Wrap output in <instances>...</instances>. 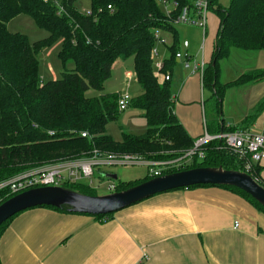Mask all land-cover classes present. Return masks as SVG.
<instances>
[{"label":"trees","instance_id":"16d2710c","mask_svg":"<svg viewBox=\"0 0 264 264\" xmlns=\"http://www.w3.org/2000/svg\"><path fill=\"white\" fill-rule=\"evenodd\" d=\"M91 1L92 10L82 12L76 8L75 0H0V182L31 169L40 161L59 157L78 159L94 150L117 153L118 157L137 153L136 157L141 160L168 162L194 149L198 139L188 135L173 113L176 88L172 77L168 82L159 83L152 51L163 40L160 31L175 38L170 58L163 62V73L171 76L176 53L181 52L177 46V19L184 9L190 18H196V0H171V10L165 6V0ZM212 12L220 21L221 30L214 42L203 85L214 93L219 113L227 88L264 80V70L259 69L242 74L226 85L220 80V63L233 50L264 51V0H232L229 7L220 5L219 0H210L208 21ZM22 14L49 31L50 37L31 46L27 37L11 33L7 23ZM57 41H61L59 59L64 72L61 79L44 83L39 75L38 55ZM130 58L134 60L141 90L139 97L131 99L130 106L144 112L147 131L142 136L122 134V139L115 141L107 134L106 126L120 112L119 96L103 94L104 84L111 78L115 64ZM71 64L73 68L69 70ZM89 91L103 95L88 97ZM263 112L264 100L241 127L226 129L223 125L213 134L209 132V136L249 131ZM208 128L211 127L208 125ZM167 149L170 154L160 153ZM243 166L244 160L216 139L200 147L178 167H160L145 178L118 181L114 191H125L152 178L191 169L222 167L243 172ZM262 170L261 165H254L249 175L264 187ZM64 187L88 196L98 195L90 184L82 182ZM202 187L231 191L264 215V208L238 189L226 186L187 189ZM14 196L4 199L3 203ZM113 216L92 218L110 221ZM12 219L1 226L0 235Z\"/></svg>","mask_w":264,"mask_h":264},{"label":"crops","instance_id":"0c3cea01","mask_svg":"<svg viewBox=\"0 0 264 264\" xmlns=\"http://www.w3.org/2000/svg\"><path fill=\"white\" fill-rule=\"evenodd\" d=\"M216 20L214 17V21H208L209 41L206 38L204 43L203 33L180 28L179 51L194 58L197 53L202 58L203 51L210 63ZM163 36L167 40L160 42L162 55L157 61L154 59L156 64L170 58L174 45L175 38ZM184 42H188L187 48ZM235 52L225 60L233 58ZM240 56L257 58L260 67L255 64L252 68L264 70V51H246ZM221 63V83L235 81L239 76L229 74L223 78ZM252 68L245 73L254 71ZM171 77L176 88L173 113L196 140L223 125L226 129L241 127L264 100V80L238 86L245 99L244 112L231 122L224 114L219 115L212 90L205 88L201 78L184 69L178 60ZM226 91L220 108L229 106ZM206 106L213 114L207 112ZM250 131L264 132V112ZM261 167L264 181V164ZM98 173L113 175L101 169ZM0 264H264V215L239 195L218 187L157 195L115 213L110 221L38 208L17 215L4 229L0 235Z\"/></svg>","mask_w":264,"mask_h":264},{"label":"rangeland","instance_id":"374dc122","mask_svg":"<svg viewBox=\"0 0 264 264\" xmlns=\"http://www.w3.org/2000/svg\"><path fill=\"white\" fill-rule=\"evenodd\" d=\"M58 1V0H56ZM61 2V0H59ZM232 0H219L220 5L223 7H229L231 5ZM173 2L171 1L170 4H167L166 7L168 10L172 9ZM75 6L79 11L82 12H90L92 10V1L91 0H75ZM212 17V18H211ZM215 14L212 12L209 16V21H214ZM212 19V20H211ZM217 19V18H216ZM218 21L215 41L217 39V36L221 30L220 21ZM201 24V23H200ZM210 27V23H209ZM8 30L13 34H20L25 37H27L29 43L31 46L38 42H44L50 37V32L47 31L44 28L39 27L36 22L27 15H17L14 18L10 19L7 23ZM177 31L179 32V29H192L194 32L196 31L198 34L202 35L203 30L199 26L192 27L186 24H177L176 25ZM210 31L213 32V29L209 28ZM207 30V29H206ZM190 32V31H189ZM160 37L161 39L167 40L166 36L164 37L162 33L163 31H160ZM185 31L181 34L183 35ZM209 32L207 34V39L209 41ZM184 36V35H183ZM203 38V35H202ZM161 47H163L161 44H157L156 48L159 53L158 57H156V61L160 59L162 53H161ZM61 50V41H57L53 44H51L50 47H47L42 50V52L38 55V65H39V75L41 80L44 83H47L49 81L59 80L62 77V73L64 72L62 63L59 59V53ZM236 51V50H235ZM240 53V54H236ZM241 53H245L244 51L237 50V52L233 53L235 56L231 58L230 60H224L222 64L223 68V78L224 76H241L243 73L246 72V70H249V68H252L255 64L256 67H260L259 60L257 58H251L247 56L241 57ZM161 54V55H160ZM195 54V53H194ZM154 60L153 65H156V61ZM196 60H201V55L199 53L196 54ZM262 64L264 62L262 61ZM69 70H72L73 65L68 66ZM229 67V71L226 70V68ZM255 68V67H254ZM252 68V70H254ZM123 71L125 73H123ZM238 74V75H235ZM238 77V78H239ZM227 92V98H228V107L225 106L224 108H220L219 115L224 114L225 118L227 120H230L231 122H235L236 118L241 116L244 112V103L245 99L243 97V93L239 92V88L237 87H231ZM125 93H128L131 98L136 99L141 95L140 86L137 81L136 72L134 68V60L133 58L127 59V60H120L115 64L114 70L112 72L111 78L104 84V91L103 94L105 95H114V96H120ZM88 97H94V96H101L103 94L97 93L94 91H89L86 93ZM230 103V104H229ZM207 107V112L209 114H213L210 107ZM209 114L207 115L208 120H210ZM144 112L135 107V106H129V108L123 112H119L114 119H112L106 126L107 134L114 139L115 141H119L122 139V134H126L129 136H142L147 131V121L146 118L143 116ZM214 117H217L216 112L214 113ZM242 122V121H241ZM239 123L238 125H241L242 123ZM236 124V126H238ZM214 137V136H211ZM171 151L169 149L167 150H160V153L164 154H170ZM100 153L105 154H114L115 156L117 153H108L106 151L101 150ZM137 154V153H136ZM136 154H125L129 155L135 158ZM84 155V154H83ZM123 155V156H125ZM74 158V157H73ZM71 158L67 157H59L54 158L48 161H40L38 165L35 164L34 167L36 168L43 165H50V164H57L59 162H63L64 160H70ZM140 159V158H138ZM141 160V159H140ZM142 162H145L144 164H138V165H117V166H109V167H103L101 170H103L106 173H111L113 175H116L119 179V181L123 182H129V181H135L142 178H145L147 175L151 173L157 172L159 168L152 167L147 165L149 164H155V163H163V161H152V160H141ZM170 162V161H168ZM118 181H113L111 179H107L105 177H100L98 171H95L94 176L91 178V180H84L82 184H90L92 183V187L96 188L98 195H106L109 194L111 191V188L115 183Z\"/></svg>","mask_w":264,"mask_h":264},{"label":"built area","instance_id":"2783aa9c","mask_svg":"<svg viewBox=\"0 0 264 264\" xmlns=\"http://www.w3.org/2000/svg\"><path fill=\"white\" fill-rule=\"evenodd\" d=\"M169 4L171 0H165ZM165 5V6H166ZM210 0H196L195 10L196 18L189 17L187 9H184L181 16L177 19L179 24H186L192 27L199 26L203 30V43L205 42V33L208 23ZM111 7H109L110 9ZM201 23V24H200ZM184 48L189 46L188 42L183 43ZM158 51H152V57H157ZM176 59L182 63L183 68L189 70L192 75H198L203 82L205 70L208 63L204 58L202 51L201 60L197 61L189 55L181 52L176 53ZM156 77L159 83L168 82L171 76L163 73V63L156 64ZM131 96L128 93L119 96L118 109L120 112L127 110L131 104ZM86 137L87 134H83ZM219 139L224 142L226 147L240 159L244 160V173L252 174L254 165L264 164V132L235 131L219 134L214 137L205 134L203 138L198 139L193 150L188 151L183 157L170 162L155 163L147 165L152 167H178L183 160L191 158L196 151L206 143ZM202 157V155L200 154ZM140 159L125 155L115 156L100 153L97 150L90 152L87 157L65 160L57 164L43 165L29 169L9 180L0 182V205L4 199L18 195L25 191L42 187H64L91 180L95 171L103 167L117 165H138L144 164ZM158 174V173H157ZM92 185V183H90ZM237 226V225H236Z\"/></svg>","mask_w":264,"mask_h":264},{"label":"water","instance_id":"95a60500","mask_svg":"<svg viewBox=\"0 0 264 264\" xmlns=\"http://www.w3.org/2000/svg\"><path fill=\"white\" fill-rule=\"evenodd\" d=\"M102 177L118 181L116 175ZM194 186H226L238 189L264 208V187L241 171L197 168L152 178L125 191L88 196L65 187H42L20 193L0 205V228L17 215L42 207L91 217L115 214L157 195Z\"/></svg>","mask_w":264,"mask_h":264}]
</instances>
